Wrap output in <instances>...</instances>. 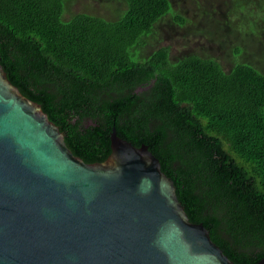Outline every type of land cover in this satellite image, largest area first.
Segmentation results:
<instances>
[{
    "label": "trees",
    "instance_id": "trees-1",
    "mask_svg": "<svg viewBox=\"0 0 264 264\" xmlns=\"http://www.w3.org/2000/svg\"><path fill=\"white\" fill-rule=\"evenodd\" d=\"M68 1L0 0L8 79L85 162L108 156L112 128L146 144L189 220L236 264H257L264 257V67L250 65L245 49L264 30V0H120L113 19L87 12L64 19ZM163 22L183 43L206 36L221 54L187 48L171 57L169 46L156 44ZM225 58H234L228 69Z\"/></svg>",
    "mask_w": 264,
    "mask_h": 264
},
{
    "label": "water",
    "instance_id": "water-1",
    "mask_svg": "<svg viewBox=\"0 0 264 264\" xmlns=\"http://www.w3.org/2000/svg\"><path fill=\"white\" fill-rule=\"evenodd\" d=\"M0 64V264H236L146 144L85 162ZM257 264H264V257Z\"/></svg>",
    "mask_w": 264,
    "mask_h": 264
},
{
    "label": "rangeland",
    "instance_id": "rangeland-1",
    "mask_svg": "<svg viewBox=\"0 0 264 264\" xmlns=\"http://www.w3.org/2000/svg\"><path fill=\"white\" fill-rule=\"evenodd\" d=\"M122 6L123 4H121L120 0H70L65 6L66 11L64 12V19L69 18V16L75 12H87L100 15L108 19H113L117 16L118 10ZM175 8L176 5L174 6V9ZM157 29L159 30L160 38L158 37L159 40H157L156 44L157 46H169L171 57L185 53L187 48H191L192 52L197 54H221L219 50L215 49L214 44L210 43L211 46L207 44V41L205 40L206 36H187V42L183 43V40L179 35H176L167 29L166 22H163ZM222 40L224 41V39ZM245 52V57H248V59H246L251 61V63L249 62L250 65L255 67V64H253L254 61L256 64L264 67V30L261 32L260 39L257 42H254V38L249 39ZM233 63L234 58H225L223 66L225 69H228L233 65ZM255 68L259 70L257 67Z\"/></svg>",
    "mask_w": 264,
    "mask_h": 264
}]
</instances>
